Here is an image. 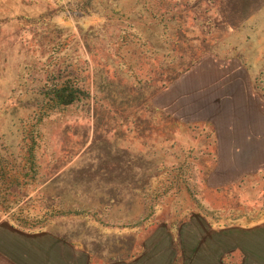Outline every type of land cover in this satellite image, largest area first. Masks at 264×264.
I'll return each instance as SVG.
<instances>
[{
  "label": "rangeland",
  "instance_id": "1",
  "mask_svg": "<svg viewBox=\"0 0 264 264\" xmlns=\"http://www.w3.org/2000/svg\"><path fill=\"white\" fill-rule=\"evenodd\" d=\"M66 82L89 98L53 109ZM243 156L264 166V0H0V220L87 264H241Z\"/></svg>",
  "mask_w": 264,
  "mask_h": 264
},
{
  "label": "crops",
  "instance_id": "2",
  "mask_svg": "<svg viewBox=\"0 0 264 264\" xmlns=\"http://www.w3.org/2000/svg\"><path fill=\"white\" fill-rule=\"evenodd\" d=\"M228 131L230 134L232 128ZM234 133L235 135L231 133L230 136H249L248 133H243V128L241 131L234 129ZM242 158L250 161L255 171L264 170V166L259 168V163L253 162L256 157ZM220 168L224 170L220 171L219 176L223 178L222 172L225 171L227 177L229 167L220 165ZM238 229L240 238L237 239L241 243H236L235 251L242 255L241 264H264V219L253 226H239ZM83 257L82 249L68 243L60 234L43 230L26 231L7 220H0V264H87Z\"/></svg>",
  "mask_w": 264,
  "mask_h": 264
},
{
  "label": "trees",
  "instance_id": "3",
  "mask_svg": "<svg viewBox=\"0 0 264 264\" xmlns=\"http://www.w3.org/2000/svg\"><path fill=\"white\" fill-rule=\"evenodd\" d=\"M89 98V95L85 93V91L81 90V89H73L71 86L68 85V83H64V86L61 89H58L54 92V95L50 97V95L48 94V101L50 100V102H52V108L56 109V108H61V107H65V106H69L71 104L77 103L78 101H81L84 98ZM34 141L33 143H31V145L28 147L29 148V152L33 150L34 148ZM35 158L34 155H31L27 160L32 162V159ZM0 186L4 187V190H11V189H15L18 190L16 188L19 187V184L13 185L14 184V180H16V177H13L12 175H10V170L12 168L6 167V166H2V164H0ZM21 188V187H20ZM3 191V190H2ZM7 192V191H6ZM46 210V209H45ZM46 212V211H45ZM57 211L52 208V211L49 213L50 214H60L59 212L56 213ZM49 215H45L46 217ZM44 216V218H46Z\"/></svg>",
  "mask_w": 264,
  "mask_h": 264
}]
</instances>
